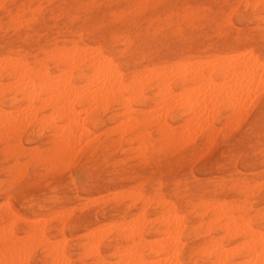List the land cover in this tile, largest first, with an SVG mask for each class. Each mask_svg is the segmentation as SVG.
<instances>
[{
	"label": "rangeland",
	"instance_id": "1",
	"mask_svg": "<svg viewBox=\"0 0 264 264\" xmlns=\"http://www.w3.org/2000/svg\"><path fill=\"white\" fill-rule=\"evenodd\" d=\"M210 1L211 0H48L47 2V0H0V58L7 55H21L30 60H38L36 63L37 66L40 65V61H44L43 63L47 64V66L53 70L54 63L50 58H47V52L53 51L55 48L62 51V49L70 50L74 46H91L90 48L98 49L102 55L110 58L112 62L120 68L125 75V83H127L128 77L133 73L141 72V70L144 71L147 68L156 69L159 72H164L163 70L169 72L171 67L174 68V66L177 65L176 62H192L196 59L195 61L200 60L202 62L204 60L206 63L217 55L218 57L233 55L242 59L243 56L245 58L250 54L249 57L251 59L256 58L260 64H258V66L256 64L257 72L254 76L256 80L258 71H262L261 73L259 71L258 74L259 78L262 79L260 85L258 83L259 79L255 82L256 80L254 77L252 78L253 81L248 79L246 82L250 83L249 81H252L256 83L257 85L253 83L256 87L252 84V88H258L260 92L248 88L251 87V85H247L243 82V84L247 85V88L244 87L245 85L241 86H243L244 89L246 88V90H243L241 86L235 84V87L238 86L239 89L236 91V94L233 93L235 90L232 92L233 96L230 94V96L224 97L226 92L224 95L222 94L224 99L229 98L226 101L222 99L223 97L220 98L222 99L220 101L218 98L216 99L215 95L217 93H214L215 95H210V97L213 96V100H211V97L209 101L213 102H209L207 107L205 106L206 110L204 109V111L202 110L204 104H202L203 106L200 110L198 109L199 113H196V109L192 110L193 112L188 110L184 104L173 107V113L169 110L170 116L169 113L166 114V120L170 126H168L169 131L173 133L170 135V138L168 133L167 136H163L162 138L158 130V125L155 122L147 127H141L140 129L126 132L125 134L123 132L126 127L123 129L121 128L124 125L122 122H125L123 113H129L131 111L130 109H134L132 111V115H134L136 113L146 114L148 112H154L153 110H157H150L149 108L160 107V105L155 106L159 102L156 89L155 87H150L145 90L146 99L144 101H131V108L127 110L129 112L125 110L123 105H119L114 100H109L103 105H91L90 107L92 108L90 109L95 111V114L92 113L93 115L89 119L87 126L93 137H90L89 132L83 135L82 138L88 139L85 140V142L84 140L81 141V144L80 141L77 143L79 148L77 146L76 148L80 151L75 148L76 153L74 156L72 154L68 157H58L57 148H55L56 145L51 138V131L47 126L49 123L44 127L32 124V127L29 126L27 130L21 132L17 136H13L5 141L4 139H0V202H2L0 203V215L4 213V204L7 201L10 203L11 210L17 215H20L19 217L17 216L16 219L6 215L3 222L8 220L9 223H11V219H15V223L17 224L14 225L16 233L19 237L23 238L27 236V233L29 235L37 231L36 226L39 224L41 225L39 227L37 226L38 231H42L41 233L39 232L41 238L40 236L38 237L40 239H37L34 243L35 247L34 245L31 246L28 264H57L58 260L60 264H117V262L120 264L119 262L122 260L125 261V257L126 259L129 258L126 260V264H130L137 256V259H140L141 256L142 259L144 258V262H141L142 259H140V262L136 259L135 262H139L138 264H165V262L161 263L162 260H165L168 264L169 260L170 262L172 261V264H213L215 256L209 252L212 251L214 247L209 245L208 241L211 237L218 239L225 235V227L222 226L223 223L226 226L228 224L232 226L231 223H233V227L238 224V229H241V224L246 223L244 224V226H247L245 228H248L249 225L252 230L256 228L255 231L259 229L258 231L263 230L264 232V0ZM254 1L255 3H253ZM209 12L211 13L209 14ZM165 16H167V18ZM114 20L115 22H113ZM159 27L162 28L160 29ZM3 30L5 31L3 32ZM12 44L13 46H11ZM97 45L98 48L96 47ZM65 50H63L62 53ZM247 50L249 54L246 52V55L244 52ZM239 53H244L245 55L243 54V56H241ZM40 58L43 60H40ZM204 62H202V64ZM169 68L170 70H167ZM73 71L74 75L77 76V71ZM168 72H164V75L168 76ZM206 72L207 71H204V73ZM86 74L89 76L92 73L87 71ZM206 74H204V82L206 81L205 83L208 84L210 80H213L217 88L223 83V85L228 86L233 82L227 77V79H229L227 85L225 84L226 80L224 76L223 79L225 81L223 79L221 80V76L215 75L213 72L208 74V79L209 77L210 79L208 80L206 78L205 80V77H207ZM172 75L173 74L170 72L169 76L172 79L169 83L173 92H178L175 93L176 96L179 95L177 102H184L185 99L183 98L185 97L182 98V96L183 94L186 95L187 91L185 90V92L184 88H180L177 80H174ZM187 78L188 81L186 85L192 84L190 76ZM201 79L203 80V78ZM201 79H196L194 85L202 87L203 81ZM81 81L82 80L79 79L77 80L79 86L82 84ZM6 82H8L7 79H0L1 84H5ZM199 83H201L200 86ZM205 83L203 84L207 87ZM238 84H240V82H238ZM261 85L263 86L262 88ZM195 86L194 89L196 90L197 87ZM210 86L211 88L214 87H212V83ZM210 86L207 88L202 87L201 90H199V88V94H201L202 91H206V89L208 90ZM216 89L213 88V90ZM231 89L233 90L235 88ZM248 89H252L255 95L253 93L251 94ZM247 90L249 91L248 94H246ZM244 91L247 98L251 95V101L250 98L248 100L245 97V99L243 98ZM238 92L241 94L243 93L240 96L242 101H248H245L246 105L249 104L246 109L243 108L242 110L241 106L246 107V105L244 103L241 105L242 101L237 95ZM179 93H183L182 96ZM124 94L126 97L129 96L127 92H124ZM11 96V93H7L2 105L8 110L18 109L21 103L20 97H17V100L14 102H9L8 99ZM234 97L235 100H233ZM236 97L238 98L236 99ZM181 98L183 100H181ZM208 99L205 100L206 104ZM214 100L221 102V104L215 102L217 103V107H214L216 108L214 109L215 111L213 110V106H216ZM228 100L229 102H227ZM236 100H238V104L236 102L235 105L239 106L237 109H235V105H232ZM222 101H224V103H222ZM114 102L116 103L115 105ZM210 105L212 109L208 108ZM85 106L84 104H77L75 107L76 112H79L80 108H82V110L80 109L81 112H84ZM240 107L242 113L239 114L240 111L238 108ZM207 108L211 110L213 114H210ZM144 109L145 112L143 111ZM235 110H237L236 113ZM200 111L204 112L203 121L207 118L205 117L207 112L213 117H208L210 118L208 123L201 120L202 124L204 123L207 125V127L203 125L205 129L203 126L201 127L199 123V120L203 117V115L201 117L199 116L201 113ZM194 112L197 114L196 116L200 118L195 117L199 119L197 122L191 121L195 114ZM190 113H192V116H190ZM185 117L186 119L184 120ZM188 120L191 123L195 122L192 123V126L189 125L190 122L187 123L190 128H187L188 125H186ZM210 120L211 124L209 123ZM194 124L195 126H193ZM184 127L187 129L183 130L182 128ZM192 127H196L197 135L193 133L196 137L185 133L187 130H190L189 133H191ZM218 127L219 130L217 129ZM182 130L184 132H182ZM230 130H232V132ZM178 131L182 133H178ZM193 131H195V129H193ZM216 131H218V133ZM97 132L100 133L98 134ZM143 132H147L149 135L147 137L145 135L144 137L145 133ZM215 132L216 136L214 134ZM228 132L231 133L230 136ZM78 134L80 133L78 132ZM96 134L99 136L95 137ZM231 135L233 138H231ZM182 136H184L186 140L189 139V141H185ZM24 137L26 138L24 139ZM179 137L180 139L178 140L177 138ZM191 137L194 138L190 142ZM181 138L186 143L181 142ZM89 141L90 144L87 145V149L86 144H88ZM181 143L184 144L181 145ZM140 145L141 147L143 145V148H139ZM7 146H11L12 148ZM153 148L158 150L155 151ZM83 152L86 154H82ZM87 154H89V156H87ZM30 158L31 160L34 158V161H31ZM70 159H72V161ZM143 159H145L146 162ZM83 162L86 163L83 164ZM98 164L102 165L100 166ZM179 169L180 171H178ZM61 172L64 173L62 174ZM78 177H80V179H78ZM252 186H254V189ZM43 188L45 189L43 190ZM142 198L149 201H147L148 204L145 207ZM165 198L166 200H164ZM222 200L223 202L225 201L224 204H222ZM167 201H171L170 206H168L169 204ZM217 201L220 203L219 206L221 207H218ZM129 202L132 203V205ZM208 203L211 205L214 203V205L212 207L210 205L209 208ZM235 205L237 207H235ZM214 206L215 208L221 209H215ZM162 210L165 212L167 210L169 212L168 214L173 213L174 217L173 215H169L170 218H175V216L179 214V217L176 218H181V221L176 218L174 221H179L176 222L177 224L180 222L181 224L183 223V226L180 224L177 225V227L181 226L180 233H178L179 239L174 235V238H170L171 242L168 241L166 245L165 243L167 242L163 243L164 240L162 239L171 233L172 236L176 234L178 228L176 227V223L174 226V222L171 224L173 218L170 219L167 214L158 219L160 214L164 212ZM215 212H218L220 217L217 223L214 224L212 217ZM175 213L178 214L176 215ZM229 213H231V215ZM135 215L138 218L132 219ZM141 216L143 217L141 218ZM164 216L166 218L162 219ZM43 217H48V220L44 218V223L41 224L42 222L40 221H43ZM25 218L29 219V221ZM33 218L41 219L33 220ZM229 218L232 219L233 222L229 223V221H231ZM240 219H242V221L246 220L241 223ZM135 220L138 222V225L132 227L136 224ZM3 222L0 220V226L3 225ZM25 222L29 223L26 224ZM115 222L116 224H113ZM131 222L133 224H131L132 226H126ZM207 222L210 224L207 225ZM235 222H239L240 225L239 223L235 225ZM100 224L103 226L106 225V229L100 227ZM110 224L111 226H109ZM112 225L113 229H111ZM171 225L176 228L172 229ZM229 225L228 229H230ZM205 226L208 230H206ZM109 227L111 229L110 232H108ZM126 227L128 228L126 229ZM233 227H231L232 230ZM237 227H234V230L237 229ZM119 228L123 229L119 230ZM88 229L90 231H92V229L94 230L90 232ZM98 230L101 231L100 235H98L100 233ZM106 230L108 231L104 233ZM163 230H166L167 233ZM170 230L173 231L171 232ZM174 230L176 231L174 232ZM241 230H244V227ZM223 233L224 235H222ZM163 234L167 235L164 237ZM227 235L228 237L222 240L224 250L225 248L229 249V247H231L233 248L232 250L236 252H233L231 248L229 251L225 250L230 252V254H227V264H244V262L250 264L249 261L251 258L249 260V254L242 248L244 243L242 244L241 241L243 240L244 242V239L240 236L235 237L232 232H229ZM159 236L162 238H160L162 242L156 243L160 240L158 238ZM97 237L100 238L99 241ZM175 238L178 241L175 240L177 242L174 241L175 243H172ZM42 239H48V241L50 239L49 242L51 244H56L53 247L51 246L52 249L57 247V244L62 242L64 244L62 243V247L58 245V248L60 247L59 249L57 248L58 250L55 248L54 250L51 249L52 252L49 250L47 252L48 247L46 243H43ZM136 240H138V242H136ZM144 240L147 242L144 243ZM167 240H169V236ZM90 242L92 243L90 244ZM150 242H154L155 245L159 244V246H154V244L151 246L152 244ZM36 243H38V245ZM50 243L49 246L51 245ZM93 243H96V246H94ZM160 243L162 250L159 249ZM169 243H172V245L174 244V246L176 245L175 247L172 246L174 247L173 251H178L172 252V247ZM237 243L240 244V247ZM134 246L135 248H133ZM139 246L140 248H137ZM177 246L179 249H177ZM155 247L158 248L156 249ZM175 248L176 250H174ZM91 249L95 254H91ZM168 249H170L173 255L176 253L175 256H173V258H176H174V263L173 260H171L172 258L169 259L171 256L168 255V253L171 255L172 253L168 252ZM200 249H203V251ZM199 250L201 252H199ZM123 251L131 255L127 257L125 252L122 253ZM50 252L54 255L56 253H63L62 255L65 261L62 258H53ZM134 252L140 253H138V255L136 254L137 256L134 258H131L135 255ZM231 252L234 254H231ZM106 253L109 254L107 255ZM164 254L165 259H163ZM158 256H161L162 260L161 257L158 258ZM167 256L169 258H166ZM145 257L147 259L152 257L153 260L146 261L147 259ZM247 257L248 261L246 262L245 260ZM251 257L253 258L254 256ZM262 257L264 259V255ZM154 258L156 259L154 260ZM242 258H245V260H242ZM158 259L161 262L156 261ZM94 260L96 261L94 262ZM176 260L178 261L176 262ZM254 260L255 258L253 261ZM66 261L68 262L66 263ZM123 261L121 264H125ZM154 261L155 263H152ZM259 261V264H262L263 260L260 259ZM250 262L251 264L253 263L252 261ZM257 263L258 262L255 260L253 264Z\"/></svg>",
	"mask_w": 264,
	"mask_h": 264
},
{
	"label": "bare ground",
	"instance_id": "2",
	"mask_svg": "<svg viewBox=\"0 0 264 264\" xmlns=\"http://www.w3.org/2000/svg\"><path fill=\"white\" fill-rule=\"evenodd\" d=\"M2 1V0H1ZM211 1H213V0H211ZM210 1V2H211ZM47 2H48V0H47ZM178 2V1H177ZM258 2V1H257ZM253 3H255V1L253 2ZM38 5V4H37ZM81 5V4H80ZM92 5V4H91ZM135 5H136V3H135ZM138 5V4H137ZM256 5V4H255ZM50 6V5H49ZM143 6V5H142ZM241 6V5H240ZM252 6H253V4H252ZM91 7H93V6H91ZM254 7V6H253ZM35 8V7H34ZM38 8V7H37ZM239 8V7H238ZM257 8V7H256ZM39 9V8H38ZM209 9V8H208ZM210 10V9H209ZM233 10V9H232ZM211 11V10H210ZM230 11V10H229ZM81 12V11H80ZM238 12H239V10H238ZM211 12H209V14H210ZM19 15V14H18ZM208 15V14H207ZM235 15V14H234ZM233 15V16H234ZM17 16V15H16ZM116 16V15H115ZM236 16H238V15H236ZM166 18H167V16H165ZM30 18V17H29ZM27 19H28V17H27ZM229 19V18H228ZM116 20V19H115ZM115 20L113 21V22H115ZM239 20V19H238ZM24 21H25V18H24ZM225 21V20H224ZM236 21H237V19H236ZM217 22V21H216ZM216 22H215V24H216ZM73 23V22H72ZM75 23V22H74ZM141 23H143V22H141ZM227 24V23H226ZM37 26V25H36ZM222 26H224V25H222ZM235 27V26H234ZM160 29L162 28V27H159ZM158 28V29H159ZM14 29H16V28H14ZM5 30H3V32H4ZM87 33V32H86ZM152 33V32H151ZM108 34V33H107ZM154 34V33H153ZM151 35V34H150ZM7 38V37H6ZM85 38V37H84ZM88 38V37H87ZM64 40V39H63ZM85 40V39H84ZM107 41V40H106ZM158 42H160V41H158ZM75 44V43H74ZM77 44V43H76ZM95 45V44H94ZM119 45V44H118ZM11 46H13V44L11 45ZM103 46H104V44H103ZM91 46H81V47H78V46H74V47H72L70 50H65V49H62V51L63 50H65L63 53H62V51L61 50H59V49H57V48H55L53 51H50V52H47V58H50V60L54 63V67H53V70H51L50 69V67H48L47 66V64H44L43 62L44 61H40V65L39 66H37V62H38V60H30V59H28V58H24V57H22L21 55H12V56H5V57H3V58H0V79H2V78H5V79H7L8 80V82H6L5 84L3 83V84H1L0 83V139H4V141L5 140H8L9 138H11V137H13V136H17V135H19L21 132H23V131H25V130H27L28 129V127L29 126H31L32 124H36V125H39V126H41V127H44L45 125H47V123H49L47 126H48V128L50 129V131H51V138L53 139V141H54V143H55V148H57V153H58V157H63V156H65V157H68V156H71L72 154H73V156H74V154L76 153V151H75V148H76V146H77V143L80 141V144H81V141H83L84 140V142H85V140H87V139H84V138H82V136L83 135H86L89 131H90V129L88 128V126H87V124H88V121H89V119L92 117V115L93 114H95L94 112L95 111H93V110H91L90 108H92V107H90L91 105L93 106L94 104H106L109 100L111 101V100H114L116 103H118L119 105H123L124 106V108H125V110L127 111V110H129L130 108H131V101L133 100V101H135V102H141V101H144L145 99H146V96H145V90H147L148 88H150V87H155V89H156V94H157V96H158V98H159V104L157 103V105H155V106H158V105H160V107L158 108V107H156V108H149L150 110H153V109H156L157 111H155V110H153L154 112H148V113H143V114H134V115H132L133 114V110L132 109H130L131 111L129 112V111H127V112H129V113H123V112H121V113H123V115H124V121L125 122H122L124 125H123V127H121L122 129L123 128H125L124 129V134L126 133V132H129V131H134V130H137V129H140L141 127H147L148 125H150V124H152V123H156L157 125H158V130H159V133H160V135L162 136V138H163V136H167L168 134H169V138L171 137L170 135H172L173 133H170L171 131H169V125H168V123H167V120H166V114L167 113H169L168 111L169 110H171V113H173L172 112V109H173V107H176L177 105H183L184 104V106L185 107H187L188 108V110H190V111H192V110H194V109H196L197 111H196V113H199L198 112V109L200 110V108L203 106L202 104H204V106L202 107L203 109V111H204V109L206 110V108H205V106L207 107V105L209 104V102H211V101H209L210 100V98H211V100H213V96H211L210 97V95H215L214 93H217L216 95H215V97H216V99L218 98V100L220 101V100H224V101H226L227 99H229V98H227V99H224V97L225 96H227L228 97V95L230 96V94H232V96H233V93H235L236 94V91H238L239 89H238V86L237 87H235L236 85L235 84H237V85H239V86H241V85H245V84H249V85H251V87H248V88H252V84L254 83V82H252L253 80H252V78L256 75V64H257V66H258V64H259V62L256 60V58L255 59H251L250 57H249V52H248V50L247 51H245L244 53L246 54V52H248L247 54H249V55H247L248 56V60H247V56L244 58V56H243V54H241V53H239V54H241V56H243V58L242 59H240L238 56H230V55H228V56H222V57H218V55L217 56H215V57H213V59L212 60H205V61H207L206 63L204 62V60L202 61V62H204L203 64H202V62L200 61V60H197V61H183V62H176V66H174V68L173 67H171V70H170V68L169 69H167V70H170L169 72L168 71H165V70H163L164 72H168V76H166V75H164V72H159L158 70H156V69H146V70H144V71H142L141 70V72H136V73H133L131 76H129L128 77V80H127V83H125V79H124V74L122 73V71L120 70V68L115 64V63H113L112 62V60L110 59V58H107L106 56H104V55H102V53H100V51L98 50V49H95V48H90ZM94 47V46H93ZM97 48H98V45L96 46ZM113 48V47H112ZM103 49V48H102ZM256 49V48H255ZM18 50V49H17ZM107 50V49H106ZM105 50V51H106ZM246 50V49H245ZM108 52V51H107ZM243 52V51H242ZM251 52V51H250ZM36 53V52H35ZM238 53V52H237ZM112 54V53H111ZM244 54V55H245ZM251 54H252V52H251ZM251 57H252V55H251ZM250 58V59H249ZM246 59V60H245ZM262 59V58H261ZM40 60H43V59H41L40 58ZM48 60V59H47ZM131 61V60H130ZM262 61V60H261ZM260 61V62H261ZM173 64V63H172ZM264 64V63H263ZM260 65V64H259ZM158 66V65H157ZM170 66H171V64H170ZM61 67H63V68H61ZM261 67V66H260ZM157 68V67H156ZM259 68V67H258ZM141 69V68H140ZM144 69V68H143ZM259 69H261V68H259ZM73 70H75V71H77L76 72V75L77 76H75L74 75V71ZM87 71H89L90 73H92L91 75H87L86 73H87ZM159 73H158V72ZM160 71H162V70H160ZM204 71H207L206 73H210V72H213L215 75H218V76H221V80L223 79V76H224V78H225V84H227L228 85V82H229V79H230V81H233V82H231L233 85H234V87H233V85L231 84H229L228 86H226V85H223L222 83V85H220V84H218V85H220V87L218 86V88L215 86V82L213 81V80H210V84L212 83V87L214 88V89H216V90H213V88H211V86H210V84L208 83H205L204 82V74H206V73H204ZM260 71V73L262 72L261 70H259ZM259 71H258V74H259ZM172 73L173 75H172V77L174 78V80H177V83H178V85L180 86V88H184V91L186 90L187 91V94L185 95V94H183V93H179L181 96H182V94H183V96H182V98L183 97H185V98H183V99H185V101L184 102H181L180 103V101H178L177 102V98H179L178 96L179 95H175V93H178V92H173V89H172V87L170 86V81H171V77L169 76V73ZM208 74H206L207 75V77H205V80H206V78L208 79ZM258 74H257V80H256V78H255V82H257L258 81V79H259V81H258V83H259V85L261 84L260 83V81H262V79H260L259 78V76H258ZM188 76H190V81L192 82V84L194 85L195 83H194V81L196 80V79H201V78H203V83H205L206 85H207V87L208 86H210L209 88H208V90L206 89L207 87L202 83V87H206V88H204V89H206V91H200L201 92V94H199V90H201L202 89V87H197V86H195V87H197V89L195 90L194 89V86L192 85V84H190V85H186L187 84V81H188ZM227 77H229V79H227ZM82 80L81 81V83L82 84H80V86H79V84L77 83V80ZM209 79H210V77H209ZM208 79V80H209ZM252 80V81H249L250 83H246L247 82V80ZM208 80H207V82H208ZM220 80V81H221ZM213 81V82H212ZM224 81H222V82H224ZM198 82V81H197ZM199 82H201V81H199ZM217 82V81H216ZM227 82V83H226ZM238 82H240V84H238ZM241 82H242V84H241ZM243 82H245V84H243ZM218 83H219V81H218ZM200 84L201 83H199V86H200ZM214 84V85H213ZM254 84H256V83H254ZM253 84V85H254ZM263 84V83H262ZM196 85H198V84H196ZM247 85H245L244 87H246L247 88ZM257 85V84H256ZM256 85H254L255 87H256ZM216 87V88H215ZM242 88H243V90H246V88L244 89V87L243 86H241ZM254 87V88H255ZM257 87H260V86H257ZM263 86L261 85V88H262ZM200 88V89H199ZM231 88H235V89H231ZM236 88H237V90H236ZM240 88V87H239ZM254 88H252L254 91H256V90H258V88L256 89H254ZM199 89V90H198ZM203 89V90H204ZM241 89V88H240ZM252 89H248L250 92H251V94L253 93L254 95H255V93H254V91H252ZM235 90V91H234ZM246 91V94H248V92L249 91ZM262 90V89H261ZM264 90V89H263ZM179 91V90H178ZM183 91V92H184ZM185 91V92H186ZM234 91V92H233ZM259 91V90H258ZM124 92H127L128 93V97H126L125 96V94H124ZM179 92H181V91H179ZM226 92V93H225ZM233 92V93H232ZM260 92V91H259ZM7 93H11L12 94V96L8 99V101L9 102H14V101H16L17 100V97H20V100H21V103H20V105H19V108L17 109H15V110H8V109H6L5 108V106H3L2 105V103L4 102V98L6 97V94ZM224 93H225V95H224ZM257 93V92H256ZM154 94V93H153ZM222 94L224 95V97L222 96ZM243 94V93H242ZM241 93H237V95H238V97H240L241 95H242ZM246 94H245V91H244V96H243V98L245 97L247 100L250 98V96L251 95H249V98H247V96H246ZM253 95V96H254ZM217 96H219V97H217ZM221 96V97H220ZM231 96V97H232ZM235 96V95H234ZM252 96V97H253ZM223 97V98H222ZM238 97H236V99L238 98ZM181 98V100H183ZM209 98V99H208ZM220 98H222V99H220ZM242 98V99H243ZM244 98V99H245ZM206 99H208V102H207V104H206V102H205V100ZM232 99V98H231ZM240 100H241V97L239 98ZM238 99V100H239ZM180 100V99H179ZM233 100H235V97H234V99ZM238 100H236V101H234L233 103L234 104H232V105H235L236 104V102L238 101ZM247 100H241L242 102H241V105H242V103H244L245 105H246V102L245 101H247ZM252 99L250 98V101H251ZM157 101V100H156ZM224 101H222V103H224ZM114 102V105L116 104ZM205 102V103H204ZM213 102V101H212ZM211 102V103H212ZM215 102H217V100L215 101L214 100V103ZM227 102H229V100L227 101ZM248 102V101H247ZM210 103V104H211ZM218 104L220 103L221 104V102H217ZM217 103H215V105L217 104ZM250 103V102H249ZM77 104H84V105H86L85 106V111L83 112H81V110H82V108H80L79 109V112H76V105ZM237 104H238V102H237ZM248 104V103H247ZM211 105H213V104H211ZM211 105L208 107V108H211L212 109V107H211ZM244 105V106H245ZM249 105V104H248ZM248 105H246V107H243V106H241L242 107V110H243V108L244 109H246L247 108V106ZM227 106V105H226ZM236 106V105H235ZM181 107H183V106H181ZM214 107H217V105L216 106H213V110L214 109H216V108H214ZM237 107H239L238 105L236 106V108L235 109H237ZM241 107L240 108H238L239 109V111L241 110ZM100 108V107H99ZM158 108V109H157ZM184 108V107H183ZM207 108V109H208ZM234 108V107H233ZM232 108V109H233ZM102 109V108H101ZM100 109V110H101ZM108 109V108H107ZM148 109V110H149ZM78 110V109H77ZM84 110V109H83ZM122 110H124V109H122ZM138 110H140V109H138ZM148 110H146V111H148ZM142 111V110H141ZM140 111V112H141ZM144 112H145V109L143 110ZM208 111L210 112V114H213V113H211V110H209L208 109ZM215 111V110H214ZM158 114H157V113ZM193 112V111H192ZM201 113V115L199 114V116L201 117L202 115H203V117H201V119L198 117V116H196L197 114L195 113L194 115H193V119L191 120V119H189V120H191V121H195V122H197L199 119V123H200V125H201V127L203 126V125H205L206 127H207V125L206 124H202L201 123V120L203 121V118H204V112H202V111H200ZM209 112H207V114L205 115V117H207L206 118V120H204L203 122H205V123H208V120L210 119V118H208V117H211V118H213L212 116H210V114H208ZM213 112V111H212ZM233 112V111H232ZM237 112V110H235V113ZM93 113V114H92ZM203 113V114H202ZM240 113H242L241 111L239 112V114ZM83 116H82V115ZM155 114V115H154ZM191 115L190 116H192V113H190ZM119 115V114H118ZM155 117H154V116ZM209 115V116H208ZM215 115V114H214ZM213 115V116H214ZM169 116H170V113H169ZM177 116V115H176ZM250 116H251V114H250ZM178 117H179V115H178ZM199 118V119H196V118ZM235 117V116H234ZM169 118V117H168ZM175 118V117H174ZM190 118V117H189ZM245 118V117H244ZM186 119V117L184 118V120ZM236 119V118H235ZM185 121L186 122V125H188L187 123L188 122H190V121ZM237 120H238V118H237ZM244 120V119H243ZM123 121V120H122ZM229 121V120H228ZM119 122V121H118ZM195 122H192V123H195ZM216 122V121H215ZM234 122V121H233ZM127 125H126V124ZM192 123L190 122L189 123V125L190 126H192ZM209 123L211 124V120L209 121ZM181 124V123H180ZM209 124V125H210ZM233 124V123H232ZM183 125L185 126V124L183 123ZM189 125L187 126V128H190L189 127ZM197 125H198V123H197ZM197 125H196V127H197ZM240 125V124H239ZM238 125V126H239ZM114 126V125H113ZM113 126H111V127H113ZM169 126V127H168ZM193 126H195V124L193 125ZM205 126H203L204 127V129H205ZM32 127V126H31ZM196 127H192L191 128V133H189V131L187 130V132L185 131V133H188L189 135H197V133H196ZM172 128H173V126H172ZM186 128V129H187ZM198 128H199V126H198ZM31 129V128H30ZM37 129V128H36ZM115 129V128H114ZM183 130H186L185 129V127L184 128H182ZM193 129H195V131H193ZM203 129V130H204ZM212 129V128H211ZM218 130H219V127L217 128ZM182 130V132H184ZM41 131V130H40ZM39 131V132H40ZM181 131V130H180ZM180 131H178V133H182V132H180ZM202 131V130H201ZM231 132H232V130H230ZM235 131L237 132V130L235 129ZM241 131V130H240ZM27 132V131H26ZM78 132L80 133V134H78ZM101 132V131H100ZM100 132H97L98 134L100 133ZM109 132V131H108ZM158 132V131H157ZM156 132V133H157ZM198 132H199V129H198ZM217 133H218V131H216ZM216 132L214 133L215 134V136H216ZM94 133V132H93ZM122 133V134H123ZM143 133H145L144 134V137H145V135H146V137L149 135L147 132H143ZM168 133V134H167ZM194 133V134H193ZM229 133V132H228ZM256 133V132H255ZM26 134V133H25ZM25 134H24V136H25ZM89 134H90V132H89ZM88 134V135H89ZM114 134V133H113ZM116 134V133H115ZM199 134V133H198ZM224 134V133H223ZM222 134V135H223ZM230 134L231 133H229V136H230ZM233 134V133H232ZM28 135V134H27ZM26 135V136H27ZM194 135V136H195ZM99 135H97L96 134V136L95 137H98ZM122 136V135H121ZM143 136V135H142ZM221 136V135H220ZM228 136V137H229ZM257 136V135H256ZM90 137H93V135H91L90 134ZM181 137V136H180ZM180 137L179 138H177L178 140L180 139ZM183 137V139H185V137L184 136H182ZM196 137V136H195ZM214 137V136H213ZM222 137V136H221ZM221 137H220V139H221ZM235 137V136H234ZM26 137H24V139H25ZM82 138V139H81ZM141 138V137H140ZM192 138V139H191ZM190 138V142L193 140V138L194 137H191ZM231 138H233L232 137V135H231ZM23 139V140H24ZM160 139H161V137H160ZM214 139V138H213ZM181 140H182V138H181ZM230 140V139H229ZM177 141V140H176ZM185 141H189V139H185ZM184 140H182L181 142H185ZM83 142V143H84ZM128 142V141H127ZM221 142V141H220ZM220 142H219V144H220ZM227 142V141H226ZM163 143V142H162ZM178 143V142H177ZM186 143V142H185ZM188 143V142H187ZM218 143V142H217ZM90 144V141H89V143L88 144H86V146L87 145H89ZM147 144V143H146ZM145 144V145H146ZM173 144V143H172ZM184 143H181V145H183ZM210 144H211V142H210ZM241 144V143H240ZM259 144V143H258ZM214 145H215V143H214ZM225 145V144H224ZM139 146V145H138ZM148 146V145H147ZM167 146V145H166ZM210 146V145H209ZM218 146V145H217ZM7 147H9V146H7ZM11 147V146H10ZM9 147V148H10ZM78 148H79V145L77 146ZM92 147V146H91ZM178 147V146H177ZM179 147H180V145H179ZM178 147V148H179ZM208 147V146H207ZM218 147H221V146H218ZM8 148V149H9ZM12 148V147H11ZM78 148H76V150H79ZM82 148V147H81ZM86 148V147H85ZM98 148V147H97ZM103 148V147H102ZM133 148H135V147H133ZM139 148H143V145H142V147H141V145H140V147ZM145 148V147H144ZM87 149H88V146H87ZM86 149V150H87ZM95 149V148H94ZM154 149V148H153ZM22 150V149H21ZM91 150V149H90ZM98 150V149H97ZM136 150H137V148H136ZM155 151H157L156 149H154ZM178 150V149H177ZM218 150V149H217ZM22 151H24V150H22ZM80 151V150H79ZM83 151V150H82ZM95 151V150H94ZM130 151V150H129ZM134 151H135V149H134ZM142 151V150H141ZM74 152V153H73ZM78 152V151H77ZM102 152V151H101ZM9 153H10V150H9ZM35 153H36V151H35ZM87 153H88V151H87ZM95 153H96V151H95ZM49 154V153H48ZM82 154H84V152L82 153ZM86 154V153H85ZM84 154V155H85ZM201 154V153H200ZM83 155V156H84ZM99 155V154H98ZM116 155V154H115ZM141 155V154H140ZM204 155V154H203ZM208 155V154H207ZM207 155H205V156H207ZM214 155V154H213ZM73 156H72V158H73ZM87 156H89V154H87ZM90 156H91V154H90ZM139 156V155H138ZM137 156V157H138ZM200 156V155H199ZM212 157V156H211ZM51 158V157H50ZM80 158H82V157H80ZM86 158V157H85ZM79 159V158H78ZM165 159H166V157H165ZM30 160H31V158H30ZM71 161H72V159H70ZM81 160V159H80ZM90 160V159H89ZM144 161H145V159H143ZM31 161H34V158H33V160H31ZM51 161V160H50ZM77 161V160H76ZM264 161V160H263ZM87 162V161H86ZM86 162H83V164L84 163H86ZM146 162V161H145ZM39 163V162H38ZM74 163V162H73ZM141 163H143V162H141ZM34 164V163H33ZM79 164V163H78ZM103 164V163H102ZM101 164V165H102ZM144 164V163H143ZM49 165V164H48ZM98 165H100V164H98ZM100 165V166H101ZM2 166V165H1ZM37 166V165H36ZM59 166V165H58ZM70 166V165H69ZM82 166V165H81ZM108 166V165H107ZM75 167V166H74ZM77 167V166H76ZM43 168V167H42ZM51 168H52V166H51ZM54 168V167H53ZM71 168V167H70ZM81 168V167H80ZM184 168V167H183ZM186 168V167H185ZM196 168V167H195ZM87 169V168H86ZM96 169H97V167H96ZM102 169V168H101ZM181 169V168H180ZM180 169L178 170V171H180ZM189 169V168H188ZM21 170H23V169H21ZM11 171V170H10ZM64 171H66V170H64ZM7 172V171H6ZM62 173V172H61ZM61 173H59V174H61ZM64 173V172H63ZM62 173V174H63ZM58 174V175H59ZM70 175V174H69ZM73 175H75V174H73ZM87 175V174H86ZM65 177V176H64ZM83 177V176H82ZM71 179H72V177H71ZM78 179H80V177H78ZM87 179V178H86ZM44 180V179H43ZM46 180V179H45ZM73 180H74V178H73ZM72 180V181H73ZM101 180V179H100ZM243 180V179H242ZM42 181V180H41ZM244 181H246V180H244ZM57 182V181H56ZM206 182V181H205ZM76 183V182H75ZM78 183V182H77ZM88 183V182H87ZM160 183V182H159ZM165 183V182H164ZM18 184V183H17ZM259 184V183H258ZM16 185V184H15ZM35 185V184H34ZM33 185V186H34ZM224 185V184H223ZM10 187V186H9ZM30 187V186H29ZM38 187V186H37ZM78 187V186H77ZM253 187V189H254V186H252ZM14 188V187H13ZM28 188V187H27ZM26 188V189H27ZM41 188V187H40ZM58 188V187H57ZM79 188V187H78ZM30 189V188H29ZM32 189V188H31ZM45 188H43V190H44ZM79 190V189H78ZM251 190V189H250ZM17 191V190H16ZM31 191V190H30ZM23 192V191H22ZM27 192H28V189H27ZM66 192V191H65ZM206 192H208V191H206ZM248 192V191H247ZM20 193V192H19ZM58 193V192H57ZM131 193V192H130ZM135 193V192H134ZM209 193V192H208ZM251 193V192H250ZM23 194V193H22ZM133 194V193H132ZM131 194V195H132ZM17 195V194H16ZM24 195V194H23ZM29 195V194H28ZM30 195H31V193H30ZM134 195V194H133ZM12 196V195H11ZM80 196V195H79ZM96 196V195H95ZM140 196V195H139ZM78 197V196H77ZM129 197V196H128ZM147 198V197H146ZM12 199V198H11ZM39 199V198H38ZM103 199V198H102ZM133 199V198H132ZM136 199V198H135ZM143 200H144V202H143ZM164 200H166V198L164 199ZM71 201V200H70ZM132 201H134V200H132ZM131 201V202H132ZM148 201V200H147ZM146 201V199L145 198H142V202H143V204H144V207L145 206H147V204H148V202ZM4 202V201H3ZM92 202H94V201H92ZM141 202V203H142ZM164 202V201H163ZM162 202V203H163ZM170 202L171 201H167V203L169 204L168 206H170ZM218 202V201H217ZM216 202V203H217ZM222 202H223V200H222ZM225 202V201H224ZM224 202L222 203V204H224ZM0 203H2V202H0ZM130 203V202H129ZM253 203H254V201H253ZM16 204V203H15ZM91 204V203H90ZM131 205H132V203H130ZM164 204V203H163ZM209 204V203H208ZM218 204V207H221V206H219L220 205V203L218 202L217 203ZM221 204V205H222ZM226 204V203H225ZM20 205V204H19ZM26 205V204H25ZM88 205V204H87ZM211 204H209L208 205V207L210 206ZM213 205H214V203H213ZM213 205H211V207L213 206ZM229 205V204H228ZM227 205V206H228ZM73 206V205H72ZM71 206V207H72ZM160 206V205H159ZM173 206V205H172ZM223 206V205H222ZM226 206V207H227ZM4 207H5V210H4V215L2 214V215H0V220L3 222V220H4V217L7 215V216H9V217H11V218H15L16 219V217L18 216H20V215H17L15 212H13V210H11V208H10V203L7 201L5 204H4ZM125 207V206H124ZM225 207V206H224ZM229 207V206H228ZM235 207H237L236 205H235ZM234 207V208H235ZM39 208V207H38ZM73 208H74V206H73ZM83 208V207H82ZM81 208V209H82ZM169 208V207H168ZM205 208V207H204ZM210 208V207H209ZM214 208H215V206H214ZM239 208H241V207H239ZM57 209V208H56ZM55 209V210H56ZM69 209H70V207H69ZM142 209H143V207H142ZM165 209V208H164ZM166 209H167V207H166ZM170 209H171V207H170ZM170 209H168V210H170ZM207 209V208H206ZM215 209H218V210H220L219 208H215ZM224 209V208H223ZM102 210V209H101ZM140 210H141V208H140ZM218 210H216V211H218ZM241 210V209H240ZM66 211H67V209H66ZM142 211V210H141ZM162 211H164V210H162ZM264 211V210H263ZM202 212H203V210H202ZM230 212V211H229ZM31 213H33V212H31ZM61 213V212H60ZM67 213V212H66ZM138 213V212H137ZM139 213H140V211H139ZM169 212L166 210V212L164 211L162 214H160V217L158 218V219H160L163 215H165V214H167V216L170 218V216L171 215H173V213L172 214H168ZM221 213V212H220ZM248 213V212H247ZM264 213V212H263ZM62 214V213H61ZM64 214V213H63ZM98 214V213H97ZM142 214H143V212H142ZM176 215L178 214V213H175ZM230 215H231V213H229ZM53 215V214H52ZM170 215V216H169ZM183 215V214H182ZM223 215V214H222ZM225 215V214H224ZM228 215V214H227ZM239 215V214H238ZM263 215V214H262ZM38 216V215H37ZM36 216V217H37ZM51 216V215H50ZM66 216V215H65ZM140 216V215H139ZM157 216V215H156ZM232 216H234V215H232ZM49 217V216H48ZM48 217H43V221H40V222H42L41 224H43L44 223V218L46 219V220H48ZM54 217V216H53ZM64 217V216H63ZM143 216H141V218H142ZM145 217V216H144ZM173 217H174V215H173ZM173 217H171V218H173ZM176 217H179V214H178V216H175V218ZM180 217H181V214H180ZM219 217H220V214L218 213V212H215L214 213V216L212 217L213 218V223L215 224V223H217V220L219 219ZM235 217H237V216H235ZM42 218V217H41ZM41 218H37V219H41ZM135 218H138V217H136V215L132 218V219H135ZM140 218V217H139ZM153 218H155V217H153ZM164 218H166L165 216L162 218V219H164ZM168 218V219H169ZM170 218V219H171ZM175 218H173L172 219V222H171V224L174 222V224H173V226L175 225V223L176 222H179V221H174L175 220ZM211 218V219H212ZM239 218H241V217H239ZM15 219L13 220V219H11V223H9V221L7 220V221H4L2 224V226H0V264H28V256H29V252H30V248H31V246H33L34 245V243L37 241V239H40L41 238V236H40V233L42 232L41 230L40 231H38V228H37V226L39 227V226H41L40 224L39 225H37L36 226V229H37V231H33L34 233H30L29 235H28V233H27V236L25 237V238H23V237H19L18 235H17V233H16V230H15V228H14V225H17L16 223H15ZM25 219H27V218H25ZM35 218H33V220H34ZM37 219H35V220H37ZM63 219V218H62ZM73 219V218H72ZM71 219V220H72ZM144 219H146V218H144ZM176 219H178V220H180L179 218H176ZM230 219V218H229ZM238 219V218H237ZM13 220V221H12ZM21 220V219H20ZM28 221H29V219H27ZM30 220H32V219H30ZM49 220H50V218H49ZM70 220V221H71ZM201 220H203V219H201ZM226 220H228V219H226ZM225 220V221H226ZM231 221H229V223L230 222H233V220L232 219H230ZM241 221V223H243V221H245V220H243L242 221V219H240ZM146 221V220H145ZM144 221V222H145ZM171 221V220H170ZM181 221V220H180ZM207 221V220H206ZM211 221V222H212ZM224 221V222H225ZM239 221V220H238ZM27 222V221H26ZM25 222V223H26ZM32 222V221H31ZM40 222H38V223H40ZM113 222V221H112ZM111 222V223H112ZM132 222H133V220H132ZM132 222L129 224V225H126V226H128V227H130V225L132 224ZM135 222H136V220H135ZM143 222V221H142ZM203 222V221H202ZM220 222H222V221H220ZM29 223V222H28ZM28 223H26V224H28ZM33 223H34V221H33ZM110 223V222H109ZM138 222H136V224H134V226H132V227H135L136 225H138L137 224ZM141 223V222H140ZM162 223V222H161ZM167 223L169 224V222L167 221ZM197 223H199V222H197ZM208 224L207 225H209L210 223L209 222H207ZM237 223H239V222H237ZM236 222H235V225L237 224ZM5 224V225H4ZM113 224H116V222L115 223H113ZM165 224V223H164ZM163 224V225H164ZM178 224H180L181 226H183V223L181 224V222L180 223H178ZM177 223H176V227H177V225H178ZM206 224V223H205ZM232 224V226L231 225H229V228L230 229H228V225L226 226V225H224V223H223V225L222 226H224L225 227V235H224V233L222 234V235H224L223 237H221V238H210L209 239V241H208V244L209 245H211V246H213L214 247V249L212 250V251H208L210 254H212V255H214L215 256V260H214V263L213 264H227L228 263V261H227V258H228V256H227V254L229 253L230 254V252H228L229 250H230V248L231 247H229V246H227V247H229V249H227V248H225V250H228V251H225L224 250V248H223V245H222V240H223V238H225V237H228V233L229 232H232V234L235 236V237H237V236H240V237H242L243 239H244V242H243V240L241 241L242 242V244L244 243V246H242V248H244V250L249 254V260H250V258H251V260L250 261H252L253 263H254V261L256 260L258 263L257 264H259V260L260 259H262L263 260V262H262V264H264V259H263V253H264V247H263V244H264V232H263V230L262 231H258L259 229H257L256 231H255V229L254 230H252V228H251V226L249 227V225H248V222H247V225H248V228H245V227H247L246 225L244 226V224H246V223H243V224H241L240 225V223H239V225L241 226V229H243V227H244V230H241V229H238V227H237V225L236 226H234L235 228L237 227V229H235L234 230V227H233V223H231ZM66 225V224H65ZM101 225V224H100ZM108 225V224H107ZM122 225V224H121ZM243 225V226H242ZM67 226V225H66ZM106 226V225H105ZM105 226H103V225H101L100 227H104L105 229H106V227ZM109 226H111V224L109 225ZM142 226H143V224H142ZM144 226H145V224H144ZM181 226H179V227H177L178 228V230H177V233L176 234H173V236L171 235H168L169 236V240H167L168 239V236L167 237H165L167 234H163V236L165 237L164 239H162L160 236L158 237L159 239L161 238L162 240H164L163 241V243L164 242H167V243H165V245L166 244H168V241H170L171 242V237H173L174 238V235H175V237L177 238V239H179V236H178V233H180V227ZM264 226V225H263ZM69 227V226H68ZM99 227V228H100ZM115 227V226H114ZM128 227H126V229L128 228ZM131 227V228H132ZM171 227H172V225H171ZM176 227H172V229H174V228H176ZM206 227V226H205ZM231 227H233V230L231 229ZM221 228V227H220ZM34 229H35V227H34ZM40 229V228H39ZM97 229H98V227H97ZM101 229V228H100ZM99 229V230H100ZM111 229H113V225H112V228ZM110 227H109V231L108 230H106L104 233H106L107 231L108 232H110ZM120 229H123V228H119V230ZM139 229H140V227H139ZM168 229V228H167ZM67 230V229H66ZM89 230V229H88ZM93 230L94 229H92V231H90V232H93ZM98 230V231H99ZM102 230V229H101ZM135 230V229H134ZM181 230H183V229H181ZM201 230V229H200ZM206 230H208L207 229V227H206ZM231 230V231H230ZM241 230V231H240ZM95 231H96V228H95ZM104 231V230H103ZM102 231V232H103ZM164 231V230H163ZM166 231V230H165ZM164 231V232H165ZM171 232L173 231V230H170ZM176 230H174V232H175ZM202 231V230H201ZM32 232V231H31ZM40 232V233H39ZM84 232V231H83ZM87 232V231H86ZM100 233L98 234V235H100L101 234V231H99ZM173 232V233H174ZM184 232V231H183ZM39 233V234H38ZM166 233H167V231H166ZM69 234H71V233H69ZM78 234V233H77ZM76 234V235H77ZM103 234V233H102ZM25 235V234H24ZM83 235V234H82ZM97 235V234H96ZM127 235H128V232H127ZM126 235V236H127ZM130 235V234H129ZM40 236V238H38ZM79 236V235H78ZM125 236V235H124ZM162 236V237H163ZM103 237V236H102ZM231 237V236H230ZM64 238V237H63ZM96 238V237H95ZM126 238V237H125ZM171 238V239H170ZM173 239V241H172V243L175 241V240H177V239ZM46 239V238H45ZM54 239H56V238H54ZM58 239V238H57ZM97 239H98V241H99V237H97ZM97 239H96V243H97ZM148 239V238H147ZM153 239V238H152ZM151 239V240H152ZM157 239V238H156ZM159 239H157V240H159ZM161 239L158 241V242H156V243H159L160 241H161ZM167 241H166V240ZM60 240H61V238H60ZM65 240V239H64ZM124 240V239H123ZM143 240V239H142ZM150 240V239H149ZM42 241H43V243L45 244L46 243V245H47V247H48V249H47V252H48V250L49 251H51V246L53 247V246H55L53 243V245L49 242L50 241V239H49V241H48V239L47 240H44V239H42ZM59 241V240H58ZM155 241V240H154ZM178 241V240H177ZM177 241H175V242H177ZM47 242H49L51 245L49 246V243H47ZM53 242V241H52ZM54 242H55V240H54ZM65 242V241H64ZM133 242V241H132ZM136 242H138V240H136ZM144 243L145 242H147V241H143ZM162 242V241H161ZM174 242V243H175ZM40 243H41V241H40ZM56 243H57V241H56ZM63 243V242H62ZM62 243H60V244H57V247H55L56 249L58 248V245H61V247H62ZM92 242H90V244H91ZM96 243L94 244V246H96ZM151 243V242H150ZM172 243H169L170 245H171V247L172 246H174V244L172 245ZM181 243H182V241H181ZM239 243H240V241H239ZM239 243H237V245H239V247H240V244ZM37 245H38V243H36ZM64 244V243H63ZM89 244V243H88ZM130 244V243H129ZM149 244V243H148ZM152 245L151 246H153V244H154V242L153 243H151ZM180 244V243H179ZM139 245H141V244H139ZM157 245V244H156ZM155 244H154V246H156ZM163 245V244H162ZM169 245V246H170ZM182 245V244H181ZM236 245V246H237ZM157 246H159V244L157 245ZM168 246V247H169ZM176 246V245H175ZM174 246V247H175ZM180 246V245H179ZM34 247H35V245H34ZM144 247V246H143ZM146 247H147V245H146ZM171 247H170V249H171ZM174 247H172V249H171V251L172 252H177V251H173V248ZM178 247V246H177ZM181 247V246H180ZM55 248H53L52 250H54ZM60 248V247H59ZM58 248V249H59ZM86 248V247H85ZM88 248V247H87ZM128 248V247H127ZM133 248H135V246L133 247ZM137 248H140V246L139 247H137ZM156 249L158 248V247H155ZM211 248V247H210ZM235 248V247H234ZM57 249V250H58ZM95 249V248H94ZM97 249V248H96ZM129 249V248H128ZM160 250H162L161 249V243H160V248H159ZM158 249V250H159ZM170 249H168V252H171L170 251ZM177 249H179V247L177 248ZM233 248H231V250H232ZM89 250V249H88ZM92 250V249H91ZM115 250V249H114ZM139 250V249H138ZM142 250V249H141ZM174 250H176V248L174 249ZM201 251H203V249H200ZM199 250V252H201ZM206 250H207V248H206ZM34 251V250H33ZM60 251V250H59ZM61 251H62V249H61ZM86 251V250H85ZM95 251V250H94ZM113 251V250H112ZM150 251V250H149ZM153 251H154V249H153ZM233 252H235V250H232ZM238 251H239V249H238ZM52 252V251H51ZM51 252H50V254H51ZM84 252V251H83ZM89 252V251H88ZM97 252V251H96ZM125 251H123L122 253H124ZM130 252V251H129ZM155 252V251H154ZM167 252V253H168ZM171 252V253H172ZM37 253H38V251H37ZM94 252H93V250H92V253L91 254H93ZM119 253V252H118ZM131 253V252H130ZM138 253H140V252H138ZM138 253L137 252H134V254L135 255H133V257H131V258H134L135 256H137L138 255ZM204 253H205V250H204ZM236 253V252H235ZM63 254V253H62ZM61 253H56L55 255L54 254H51V255H53V258H55V259H63V255H62ZM84 254V253H83ZM95 254V253H94ZM98 254V253H97ZM107 254V253H106ZM109 254V253H108ZM107 254V255H108ZM116 254V253H115ZM137 254V255H136ZM175 254L176 253H174V255H173V253H172V255L171 254H169L168 253V255H170L171 257L169 258L168 256L166 257V258H169V259H171V260H173V263L175 262V259L173 258V256H175ZM231 254H234V253H232L231 252ZM88 255V254H87ZM99 255V254H98ZM106 255V256H107ZM125 255H127V257H129L128 255H131V254H126V252H125ZM167 255V254H166ZM140 256V255H139ZM162 256V255H161ZM161 256H158V258L159 257H161ZM191 256H192V254H191ZM251 256H254L253 258L251 257ZM52 257V256H51ZM125 257V256H124ZM138 257V256H137ZM137 257L136 258H134L135 260L137 259ZM154 257V256H153ZM193 257V256H192ZM229 257H230V255H229ZM248 257L246 258V260H245V258L243 259L242 258V260H245L246 262L248 261L247 259H248ZM41 258V257H40ZM64 258H65V256H64ZM67 258V257H66ZM68 258H70V257H68ZM119 258H121V257H119ZM130 258V259H131ZM140 258V257H139ZM146 258V257H145ZM152 258V257H151ZM145 259L146 261H151V260H153V258L152 259ZM157 258V257H156ZM156 258H154V260L156 259ZM194 258V257H193ZM255 258V260L253 261V259ZM52 259V258H51ZM127 259H129V258H127ZM126 257H125V261H123L125 264L127 263L126 262ZM140 259H142V256H141V258ZM140 259H137V261H139L140 262ZM144 259V258H143ZM142 259V260H143ZM163 259H165V254H164V257H163ZM168 259V260H169ZM213 259V258H212ZM64 260V259H63ZM97 260V259H96ZM96 260H94V262L96 261ZM132 260V259H131ZM135 260H132L131 262H130V264L131 263H139V262H135ZM141 260V262H144V260L142 261ZM161 260H162V257H161ZM167 260V259H166ZM241 260V259H240ZM44 261V260H43ZM57 261V260H56ZM55 261V262H56ZM65 261V260H64ZM121 261V262H122ZM130 261V260H129ZM156 261H160L159 259L158 260H156ZM178 260H176V262H177ZM238 261V260H237ZM249 261V263L251 264V262ZM63 262V261H62ZM68 261H66V263H67ZM116 262H117V259H116ZM121 262H119L120 264H121ZM161 262V261H160ZM163 262H165V264H168L165 260H162V262L161 263H163ZM169 262V264L171 263L172 264V261L170 262V260L168 261ZM53 263V262H52ZM58 263L60 264V262H59V260H58ZM57 263V264H58ZM152 263H155V261L154 262H152ZM252 263V264H253ZM54 264H56V263H54ZM62 264H64V263H62ZM100 264H102V263H100ZM117 264H118V262H117ZM129 264V263H128ZM149 264H151V263H149ZM155 264H158V263H155ZM160 264V263H159ZM164 264V263H163ZM175 264V263H174ZM244 264H248V263H245L244 262ZM261 264V263H260Z\"/></svg>",
	"mask_w": 264,
	"mask_h": 264
}]
</instances>
